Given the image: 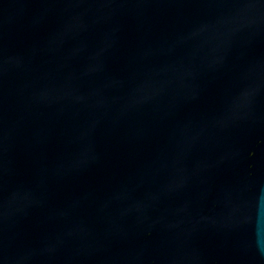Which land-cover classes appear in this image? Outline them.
Masks as SVG:
<instances>
[{
    "label": "water",
    "instance_id": "obj_1",
    "mask_svg": "<svg viewBox=\"0 0 264 264\" xmlns=\"http://www.w3.org/2000/svg\"><path fill=\"white\" fill-rule=\"evenodd\" d=\"M0 264H264V0H0Z\"/></svg>",
    "mask_w": 264,
    "mask_h": 264
}]
</instances>
